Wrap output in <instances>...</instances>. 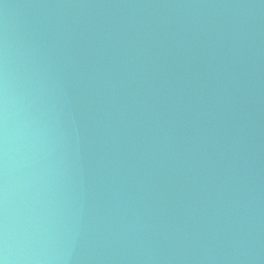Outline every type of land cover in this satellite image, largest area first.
I'll return each mask as SVG.
<instances>
[{
	"label": "water",
	"instance_id": "obj_1",
	"mask_svg": "<svg viewBox=\"0 0 264 264\" xmlns=\"http://www.w3.org/2000/svg\"><path fill=\"white\" fill-rule=\"evenodd\" d=\"M0 264H264V0H0Z\"/></svg>",
	"mask_w": 264,
	"mask_h": 264
}]
</instances>
